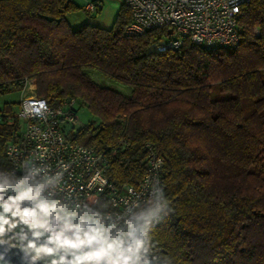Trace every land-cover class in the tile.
I'll return each instance as SVG.
<instances>
[{"label":"trees","instance_id":"16d2710c","mask_svg":"<svg viewBox=\"0 0 264 264\" xmlns=\"http://www.w3.org/2000/svg\"><path fill=\"white\" fill-rule=\"evenodd\" d=\"M79 10L100 9L0 0V95L21 91L27 78L49 103L76 98L89 117L65 134L103 153L116 185L141 179L149 148L163 157L173 212L154 224L158 254L175 264H264V0L242 4L234 48L185 38L147 50L167 32L126 34L123 2L108 28H73L67 15ZM18 101L0 108V168L18 129Z\"/></svg>","mask_w":264,"mask_h":264},{"label":"clouds","instance_id":"9594fccd","mask_svg":"<svg viewBox=\"0 0 264 264\" xmlns=\"http://www.w3.org/2000/svg\"><path fill=\"white\" fill-rule=\"evenodd\" d=\"M19 169L0 168V246L19 250L22 264H175L154 251V224L173 212L159 176L148 179L146 195L129 188L116 211L66 187L67 165L53 169L45 151ZM0 264L12 262L0 253Z\"/></svg>","mask_w":264,"mask_h":264},{"label":"built area","instance_id":"2783aa9c","mask_svg":"<svg viewBox=\"0 0 264 264\" xmlns=\"http://www.w3.org/2000/svg\"><path fill=\"white\" fill-rule=\"evenodd\" d=\"M120 1L131 13L124 31L126 34H139L150 28L166 30L167 36L152 42L147 48L161 51L179 46L185 38L205 48L236 47L240 37V8L249 0ZM101 6V0L84 3V8L89 12ZM168 29H171L170 33ZM35 87L33 79L22 80L16 110L19 124L15 137L8 138L5 143V169L15 167L20 171V160L33 152L45 151L47 162L53 169L67 165L64 177L66 187L81 199L108 201L116 211H123V201L130 195L129 188L134 189L136 194L146 195V185L151 176H159L164 186L163 157L151 148L148 150L145 171L135 185H116L110 181L105 174L107 161L103 153L65 134L67 126L77 123L76 98L68 97L49 103L36 95ZM120 142L123 143V140ZM157 162H160L158 168L155 167Z\"/></svg>","mask_w":264,"mask_h":264},{"label":"rangeland","instance_id":"374dc122","mask_svg":"<svg viewBox=\"0 0 264 264\" xmlns=\"http://www.w3.org/2000/svg\"><path fill=\"white\" fill-rule=\"evenodd\" d=\"M88 15L89 14L83 12L82 10H81V12L75 11V12H71L67 15V20H68L69 24L74 28V27H77L83 21L84 17L88 16ZM91 76L95 81H97L99 83L114 84L115 87L122 90L123 92H126L128 90V88L122 87L121 85H118V84L116 85L113 81H111L107 78H104V77H102V76H100L94 72L91 73ZM20 96H21L20 90L12 91V92L0 95V108L2 107L3 103L6 101H18ZM88 117H89V112L87 111V109L84 106H80L78 108L77 122L82 123Z\"/></svg>","mask_w":264,"mask_h":264},{"label":"crops","instance_id":"0c3cea01","mask_svg":"<svg viewBox=\"0 0 264 264\" xmlns=\"http://www.w3.org/2000/svg\"><path fill=\"white\" fill-rule=\"evenodd\" d=\"M78 5H83L90 0H74ZM102 6L97 14H89L85 16L83 21H88L92 24L108 28L111 26L116 12L120 6V0H101ZM84 12V10H82ZM81 12V10H79ZM86 13V12H85ZM82 21V20H81ZM82 21V22H83Z\"/></svg>","mask_w":264,"mask_h":264},{"label":"water","instance_id":"95a60500","mask_svg":"<svg viewBox=\"0 0 264 264\" xmlns=\"http://www.w3.org/2000/svg\"><path fill=\"white\" fill-rule=\"evenodd\" d=\"M170 32L171 29H168V33ZM5 248L6 246H0V253H4L6 255V258L9 259L12 262V264H22L19 250L13 248L5 252Z\"/></svg>","mask_w":264,"mask_h":264}]
</instances>
